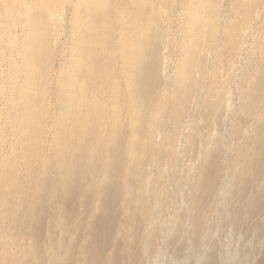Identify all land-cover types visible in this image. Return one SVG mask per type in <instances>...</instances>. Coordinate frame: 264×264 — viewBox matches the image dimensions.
<instances>
[{"label": "bare ground", "instance_id": "1", "mask_svg": "<svg viewBox=\"0 0 264 264\" xmlns=\"http://www.w3.org/2000/svg\"><path fill=\"white\" fill-rule=\"evenodd\" d=\"M32 1L47 14L30 0H9L25 16L33 7L18 36L5 29L14 21L5 8L0 21V47L12 42L20 58L0 51V67L7 61L10 82L32 90L23 91L17 126L27 189L17 192L7 161L0 193L36 201L25 212L0 210V264H264V31L248 59L238 45L255 32L263 0H232L223 11L235 57L210 45L221 39L222 0H197L173 43L165 0L75 2L66 69L55 82V137L39 163L33 150L62 2ZM237 64V87L255 72L229 115L235 92L219 70ZM205 80L226 87L206 90Z\"/></svg>", "mask_w": 264, "mask_h": 264}, {"label": "rangeland", "instance_id": "2", "mask_svg": "<svg viewBox=\"0 0 264 264\" xmlns=\"http://www.w3.org/2000/svg\"><path fill=\"white\" fill-rule=\"evenodd\" d=\"M30 1L32 4H34V5L36 4L32 0H30ZM78 1L79 0H63V1L61 0L62 4L58 7L59 15H58V18L55 19V22H57L58 28H59L58 33L56 35L57 36V47L55 49V52L57 54L55 55V58L53 59L51 65H49L48 69H46V71H45V75H46V77H45L46 78L45 79V82H46L45 89L47 91V95H45L46 96V98H45V110H44L43 114L41 115V117L39 115V117H40L39 121L41 123V125H40L41 126V129H40L41 134H39V138H38L39 141L35 142L36 144H35V147L33 150L34 159H35V161L37 160L36 161L37 163L42 161V159H48L50 157L48 155V149H49L48 145L52 141V138L55 137V136L53 137L52 128L54 129V126L56 124L55 123L56 121L54 119L55 112L53 110H54L55 101H56V95H54V94H56V91H57L56 89H58V87H57L58 85L55 82H56V77L59 74L61 68L63 69L65 67L64 65H66L62 61V54H63V52L69 51L72 41L70 42L68 40L66 43L63 41H64V36L68 32L69 28H71L72 24L75 22V16L76 15L74 14L75 12H74L73 8H74V3L75 2L78 3ZM171 1L172 0H165V3L167 4V7L170 11L164 12L162 10V12H161L162 16L164 15V17H165V14H166V18L168 19V25H169L168 40H169V43H173L174 41L179 39L180 32L182 31L181 25L183 24V22L185 24L183 26L187 27L189 25L187 22L185 23V19L188 17V15H190L191 10L194 9L193 6H196L198 4L197 0H174L173 4L169 8V4ZM231 1L232 0H222L221 2H219L217 4L215 19L219 23V29L221 30V39H219L218 42L210 43V45H212L213 47H216L219 43L218 46L220 47V50H221L223 56H227V57H230V56L235 57V55L237 53L236 51H235V53L230 51L232 49H230V47L228 45V41L233 38V35H231V30H230L229 25L225 24V23H227L228 18H227L226 13L223 12L224 10H227L229 8ZM261 3H263V4H259V5L257 4L255 6V13L252 17V19L255 22V32L253 33L252 36L244 35V37H242V39L238 43L239 49H241L242 53H243L242 57H246L247 59L249 58V56H250L249 53L252 52V49L254 47H258L257 46L258 42L263 41L262 39H260V37H261L260 32L264 31V0ZM40 5H42V6L40 7ZM40 5L38 4V5L34 6V7H37V10H38L37 13L38 14L44 13L46 15L47 13H45V12L47 10V5H45V4H40ZM0 6H2V8H0V21L3 20L2 15H4V13L2 12L3 11L2 9L5 8V10H6L5 14H7L8 17L10 16V18H13V20H14V21L12 20L13 21L12 24L10 26L5 27V29L8 30V32L10 31V32L16 33L17 34L16 36H18L20 34V32H19L20 29H22V27H24V26H27V22H26L27 18L26 17H29L31 15V13H33V12H31L32 10H29V9H33V7L27 9V16H25V14H23V12H17L16 13V9H18V6L15 3L10 4L9 0H6V1L0 0ZM52 6H55V4H53ZM52 11H54V9H52ZM29 12H30V14H29ZM49 19H52V18L49 16V17H47V20H49ZM65 48L67 51L65 50ZM170 48H172V46H170ZM0 51L2 52V54L6 55V57L10 61L14 59L13 61H15L16 63H19L18 61H20V58L19 57L17 58L16 50L14 49V46H12V42H6L3 46L0 47ZM205 55H206V57L209 56V54L206 53V51H205ZM216 56H218V55H216ZM243 59H245V58H243ZM4 63H5V65H2V68L0 67V69H1V71H0L1 77L0 78L2 79V81L7 80L6 83H2V91H0V119H1V122H0V162H1L0 166L5 167V165L8 161L9 165L8 164L6 165V169L10 168V170L12 171V174L14 176L13 180L15 183L14 186L16 187L17 192H18L19 191L18 188L19 189H24V188L27 189V188H26V183L24 182L25 180L23 179V177H24L23 167L21 166V164L23 163L24 160L22 159V156L17 153V149L20 147L18 135L21 134L20 130L17 126L19 125L18 124L19 120H22V118H23L21 116V113L23 111L22 103L25 102V99H23V97H22L23 93L26 90H27L26 92L31 93L32 90L30 91L28 89H26V90L21 89L17 85L14 86V84H12L10 82L9 77L6 76L5 71H7L6 69L8 67V63H7V61ZM20 67H21V65H20ZM236 67H239V65L237 64L231 68L224 66L223 69L219 70V72H220L219 77L224 81L225 80L228 81V83L232 87V88L231 87H228V88L235 92L234 94L231 93L233 100L231 101V103L228 106V114L229 115L233 114L236 111H239L236 108L237 105H234L236 97L240 95V96L245 98L246 97L245 95L248 94V92H250L249 78L252 77V73L255 72V69H251L250 70L251 73L249 76H247V73L244 72V78L241 80V84L237 87V83L233 77V75H234L233 69H235ZM65 69H66V67L64 68V70ZM167 69H169V67H167ZM2 74H4V75H2ZM18 75L19 76L22 75V77H23V74L21 72L18 73ZM246 76H247V78H246ZM205 83L208 85L207 80H205ZM54 85L55 86L57 85V86L55 87ZM224 87H226V86L221 84V83L208 85V87L203 85L204 89H206V90L214 89L215 91L222 90V88H224ZM197 89H195L193 91V94ZM196 92H198V90ZM243 92L245 93V95L243 94ZM34 95H36V94H33V96ZM185 106L186 105L184 104V107ZM184 107H183V109H184ZM208 116H209L210 120L213 117L210 113L208 114ZM6 119H8V120H6ZM148 124L149 123H146V125H148ZM145 132L149 135L151 133V129L147 128V129H145ZM1 167H0V171H1ZM15 187H13L14 191L16 190ZM15 193H13V191L10 194L8 192L3 193V194L0 193V210H4L5 213L6 212L14 213L17 211L18 212L19 211L25 212L27 210H30L32 207H35L36 201H34V200L30 201L29 199H18V198L16 199V198H14V196L12 198L9 197V196H12V194L15 195ZM22 193H23V191H22ZM21 205H23V207H25V208H22ZM17 206L19 208H17ZM20 207L22 208L23 211L20 209ZM16 209H18V210H16ZM47 213L48 214L50 213V207H47ZM6 217L9 218L10 215H8ZM50 219H51V217H50V215H48L46 220H47V227H48L47 232L49 234L51 232L50 226H49ZM37 221H38V219L36 220V222ZM43 221H44V219H43ZM10 223H12V221ZM13 224H15V223H13ZM24 224H26V222H24ZM11 226L13 228L12 224H11ZM22 227H23V225H22ZM25 237L26 236L24 235V241H23L24 244L22 245V248H24V249L26 248V246L28 244V240L26 241ZM49 238H50V236L48 237V239ZM66 241H67L66 239H63L62 243L66 244L67 243ZM48 245H49V241H48ZM18 247L19 246H17V248ZM31 263H34V261L32 259H31ZM50 263H51L50 257H48L47 258V264H50ZM254 264H258V263H254Z\"/></svg>", "mask_w": 264, "mask_h": 264}]
</instances>
